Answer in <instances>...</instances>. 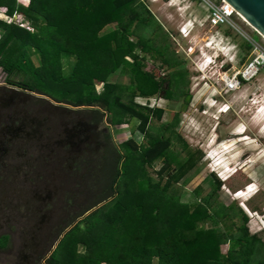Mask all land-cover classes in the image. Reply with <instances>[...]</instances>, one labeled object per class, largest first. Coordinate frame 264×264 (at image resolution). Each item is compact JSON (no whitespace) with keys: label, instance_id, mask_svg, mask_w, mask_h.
Here are the masks:
<instances>
[{"label":"trees","instance_id":"16d2710c","mask_svg":"<svg viewBox=\"0 0 264 264\" xmlns=\"http://www.w3.org/2000/svg\"><path fill=\"white\" fill-rule=\"evenodd\" d=\"M26 1L0 0V10L5 7L12 19L0 18V68L7 73V82L57 103L85 106L96 124L107 117L113 126L127 115L137 121L135 129L149 137V145L138 144L133 137L116 145L108 132L107 183L98 187L96 196H88L67 221V226L76 224L49 257L40 255L38 264H154L155 259L157 264H264V236L250 233L249 218L239 206L218 201L215 193L223 184L219 178L213 192L200 197V190H195L197 204L180 201L178 183L196 167L203 152H188L172 169L167 156L171 139L148 127L154 119L161 121L165 110L134 100L162 89L156 75L145 69L147 55L161 58L167 67L179 65L167 57L169 39L159 36L162 27L149 6L141 0ZM14 15L24 21L16 22ZM25 22L29 27L22 25ZM112 24L116 28L105 30ZM147 31L155 37H148ZM70 58L75 60L68 72L64 63ZM117 71L128 74L130 83L109 80ZM172 82L170 78V86ZM184 100L186 107L190 96ZM172 120L167 130L177 116ZM183 147L187 148L185 142ZM159 160L165 163L158 170L160 179L153 180L146 169ZM208 221L216 226L202 225ZM79 244L85 245L84 251Z\"/></svg>","mask_w":264,"mask_h":264},{"label":"rangeland","instance_id":"374dc122","mask_svg":"<svg viewBox=\"0 0 264 264\" xmlns=\"http://www.w3.org/2000/svg\"><path fill=\"white\" fill-rule=\"evenodd\" d=\"M21 1L27 2L26 0ZM196 1L198 4L200 3V0ZM212 1L219 4V0ZM148 6L154 19L162 27L159 36L163 35V38L167 36L169 39L170 48L166 49L167 57L173 63L179 62L177 66L161 65L160 67L161 60L152 59L149 55L146 58L147 70H152L156 74L171 75L174 82H172L171 91L168 93L172 94V97L177 96L175 100L171 101L156 99L149 102L154 103L155 101L156 105L159 104L165 110L162 120L160 122L153 120L150 129L159 136L165 135L171 139L167 156L172 162L170 165L172 169L177 166L176 161H182L187 157L188 152H203V157L196 167L178 183L181 188L180 201L190 205L197 204L198 199L194 196L195 190L197 188L200 190V197L213 192L216 178L220 179L216 172H220L225 180L220 179L223 184L221 189L215 193V197L219 202L233 203L239 206L249 218L247 226L250 233H256L263 237L264 229L260 228L259 218L255 214L252 216L250 214L257 212L260 216L264 215V67L252 81L242 83L238 90L227 89L221 77L225 74L232 75L235 72V69L231 68L224 70L225 66L229 64V57L235 56L236 61H239L237 68H241L256 54L255 46L264 50V37L259 35L239 15H235L232 24L220 27H211L207 24L203 27L198 26L188 37L184 38L179 32V28L192 18V15L203 16L204 9L199 10L197 4L192 5L186 0H173L171 3L169 0L159 2L148 0ZM5 13L6 8L2 7L0 18L12 20ZM191 13L194 14L191 15ZM13 19L18 23L24 21L21 15H14ZM22 25L29 27L27 22ZM116 26L117 24L109 25L105 30L114 29ZM151 31H147V36L155 37ZM226 31H229V34L225 33ZM157 40L159 39L157 38ZM246 44H250L251 48L247 49ZM171 50L174 51L173 59ZM74 60V58H70L69 61L65 60L64 64L68 72ZM179 71L184 75L182 78L177 77ZM176 78H179L180 81ZM109 80L124 85L130 83L129 75L121 71L112 74ZM181 90L182 94H180ZM186 93L190 95V101L184 107L183 95ZM1 94L5 96L18 95L20 98H25L20 110L26 117L36 115V108L43 105L40 99L47 98L51 102H55L52 98L38 92L9 84L7 73L3 68H0ZM77 108L75 110L86 109L83 106ZM3 111L8 112V110ZM11 112L12 110L9 111V113ZM175 115L177 121L167 131H163L161 126L166 123L171 124ZM136 124V120H131L127 115H124L121 116V121L113 126L106 117L101 126L102 129L105 128L110 132L111 140L116 145H120L130 136L142 145L144 143L143 135L139 134L138 130L135 133L137 135L133 134ZM178 136L180 139H177ZM184 142L187 144L186 149L183 147ZM121 152L124 154L125 150L121 148ZM27 153L31 155L29 152ZM11 154H14V151ZM26 156L28 155L25 153L22 159H18L23 162ZM6 160H14V157ZM164 163V160H159L155 167H147L146 170L153 180L160 179L158 170L164 166ZM8 169L10 171H6L9 173L7 177L4 169L0 168V182L4 185L7 184L6 180L9 182L14 176H19L18 180L14 181L17 183L18 190H21L24 179L31 178V172L28 173L24 168L18 175L15 170ZM103 180L102 172L100 185ZM164 183L165 178L162 180V184ZM249 185L251 189L248 193H243L247 191L246 187ZM256 190L258 191L256 192ZM70 191L69 188L65 189L64 195L69 194ZM52 202L53 199L50 201L44 199L38 204H45L43 209L48 210L54 207ZM35 205L38 207L37 204ZM67 208L70 209V207ZM97 208L91 209L78 220L88 216ZM75 224L63 228L62 233L58 235L63 236ZM202 225L216 226L212 221L203 222ZM8 229L17 230V227ZM4 230L5 228L0 229V234L4 233ZM19 230H21L20 226ZM60 236L56 238L49 252L45 254L46 258L58 248V243L62 238ZM4 241L5 239L2 238L1 244ZM228 246L224 245L223 250L225 251ZM84 249L85 245L79 244V250L84 251ZM16 250L17 248L11 246L9 250L1 251L0 264H16ZM43 264L47 263L44 261ZM154 264H157V259L154 260Z\"/></svg>","mask_w":264,"mask_h":264},{"label":"flooded vegetation","instance_id":"af4514ba","mask_svg":"<svg viewBox=\"0 0 264 264\" xmlns=\"http://www.w3.org/2000/svg\"><path fill=\"white\" fill-rule=\"evenodd\" d=\"M161 65L166 66L162 60ZM147 71L156 75L155 79L162 83V89L155 95L136 96L135 102L138 103V97H144L149 102L177 98L168 95L171 75ZM183 96L185 99L190 95L186 93ZM40 100L43 105L36 108V115L26 117L20 110L25 98L0 95V168L4 169L7 177L8 168L18 175L24 168L31 172V178L24 179L21 190L14 181L19 176H14L9 182L6 180L7 184L4 185L0 182V229L5 228L4 233L0 234V252L9 250L11 246L17 248L16 264H38L40 255L49 252L58 234L67 228V221L87 202L88 196H96L98 187L107 183L105 158L111 156L110 143L106 138L109 131L102 129V123L94 122V116L88 113L87 107L83 106L85 110H75L77 107L51 102L47 98ZM149 105L152 109L161 107L155 101ZM168 126L169 123L164 124L163 130L167 131ZM135 133L134 128L133 134L137 135ZM139 134L143 135V144L149 145V137L142 132ZM13 151L14 154H11ZM25 153L28 156L21 162L19 159ZM11 157L14 160H6ZM16 158H19L18 161ZM102 172L104 180L100 185ZM67 188L71 191L64 195ZM88 192L91 193L88 195ZM44 199H53L54 207L44 210L46 203L38 204ZM14 226L17 230L8 229ZM19 226L21 230L18 231ZM2 238L5 241L1 244Z\"/></svg>","mask_w":264,"mask_h":264},{"label":"built area","instance_id":"2783aa9c","mask_svg":"<svg viewBox=\"0 0 264 264\" xmlns=\"http://www.w3.org/2000/svg\"><path fill=\"white\" fill-rule=\"evenodd\" d=\"M141 1L148 5V0H141ZM149 1L159 2L163 0H149ZM172 1L173 0H169L170 3ZM186 1L191 3L192 5L197 4L199 10L202 8L205 11L202 12L204 13L203 16L196 14L194 16L192 15L194 13H191L192 18L188 19L185 23L182 24V26L179 28V32L184 38L188 37L191 34V32L198 26L203 27L207 24L211 27H220L226 24H232L234 16L237 15L234 9L233 8L231 9L229 7L230 5L223 0H219V4L215 3L212 0H200L199 4L197 3L196 0H186ZM222 35L225 36L223 33ZM255 51L256 54L251 58L250 61H248V63H246L241 68H237L239 61H236L235 56L229 57L228 63L231 65L230 68L235 69V72L232 75L225 74L227 79L229 80V83L236 84L239 87L242 83L252 81L259 74L261 69L264 67V50H262L259 46L258 47L255 46ZM222 80L224 81L225 86L228 85L226 80L224 79ZM148 102L149 100L147 101V99H145L144 97H138V103L140 105L151 106L149 105ZM253 214L257 215V217L261 222L260 228L264 229V215L260 216L257 212H253L250 215L252 216Z\"/></svg>","mask_w":264,"mask_h":264},{"label":"water","instance_id":"95a60500","mask_svg":"<svg viewBox=\"0 0 264 264\" xmlns=\"http://www.w3.org/2000/svg\"><path fill=\"white\" fill-rule=\"evenodd\" d=\"M228 3L240 17L244 18L258 33L264 37V0H223ZM16 17V16H15ZM230 64L225 66L228 70ZM62 237V235L60 236Z\"/></svg>","mask_w":264,"mask_h":264},{"label":"bare ground","instance_id":"6f19581e","mask_svg":"<svg viewBox=\"0 0 264 264\" xmlns=\"http://www.w3.org/2000/svg\"><path fill=\"white\" fill-rule=\"evenodd\" d=\"M229 6V5H228ZM231 9H232V7L231 6H229ZM242 18V17H241ZM244 21H246L244 18H242ZM247 22V21H246ZM248 23V22H247ZM249 24V23H248ZM250 25V24H249ZM222 78V77H221ZM222 79H224V80H226V82L228 83V85H226V88L227 89H229L230 91H233V90H238V86L236 85V84H231V83H229V80L227 79V77H226V75H224L223 76V78ZM251 189V186H249V187H247L246 188V192H243V193H248V191Z\"/></svg>","mask_w":264,"mask_h":264},{"label":"clouds","instance_id":"9594fccd","mask_svg":"<svg viewBox=\"0 0 264 264\" xmlns=\"http://www.w3.org/2000/svg\"><path fill=\"white\" fill-rule=\"evenodd\" d=\"M213 163H215V162H213ZM215 170H217V169H215ZM217 173V175L220 177V179H223V180H225L224 178H222V175L220 174V172H216ZM258 190H256V192H257ZM255 192V193H256Z\"/></svg>","mask_w":264,"mask_h":264}]
</instances>
